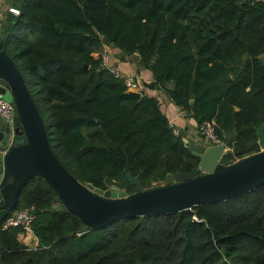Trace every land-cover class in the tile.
I'll use <instances>...</instances> for the list:
<instances>
[{
	"label": "trees",
	"instance_id": "obj_1",
	"mask_svg": "<svg viewBox=\"0 0 264 264\" xmlns=\"http://www.w3.org/2000/svg\"><path fill=\"white\" fill-rule=\"evenodd\" d=\"M9 4L17 15L5 14L4 52L52 154L75 179L130 195L124 174L148 190L196 166L157 101L141 89L126 91L100 67L97 55L110 51L103 41L117 55L137 56L154 89L185 117L191 113L196 127L212 122L230 152L254 142L255 129L264 135V0ZM55 201L42 179L27 181L13 211L32 209L37 244L22 245L18 228L0 229V264H264V186L190 212L125 217L80 235L81 223Z\"/></svg>",
	"mask_w": 264,
	"mask_h": 264
},
{
	"label": "water",
	"instance_id": "obj_2",
	"mask_svg": "<svg viewBox=\"0 0 264 264\" xmlns=\"http://www.w3.org/2000/svg\"><path fill=\"white\" fill-rule=\"evenodd\" d=\"M3 39L0 35V99L11 103L15 112L12 128L0 123V224L15 209L21 189L35 177L53 190L55 202L78 219L82 225L79 235L101 230L125 217L190 212L197 206L224 202L264 186L262 127L255 129L254 142L234 153L224 143L208 146L182 135L184 149L196 160V166L189 172L167 175L161 186L148 190H142L137 178L129 174L124 178L133 187L130 195L111 186L96 189L75 179L52 154L43 122L20 73L4 52ZM103 45L114 50L106 41ZM122 57L120 53L115 59ZM128 58L137 64V73L144 69L137 56ZM260 61L263 63L264 58Z\"/></svg>",
	"mask_w": 264,
	"mask_h": 264
},
{
	"label": "built area",
	"instance_id": "obj_3",
	"mask_svg": "<svg viewBox=\"0 0 264 264\" xmlns=\"http://www.w3.org/2000/svg\"><path fill=\"white\" fill-rule=\"evenodd\" d=\"M2 3H0V16L2 14ZM6 13L11 15H17V12L12 8H7ZM101 68H106L112 77L120 81L126 91H138L141 89L142 84L139 77L134 74H124L116 67L110 65V54L107 49L102 50L97 55ZM14 107L11 103H7L0 99V120L7 123L12 128V120L14 115ZM185 117L184 113H181ZM196 132L200 137V141L208 146H215L221 144L213 131L212 122H204L196 127ZM173 135L178 134L177 131L173 130ZM31 221H32V209L15 210L6 215L0 224V229L5 230L7 228H18L21 231L23 237L30 236L33 238L31 233Z\"/></svg>",
	"mask_w": 264,
	"mask_h": 264
},
{
	"label": "crops",
	"instance_id": "obj_4",
	"mask_svg": "<svg viewBox=\"0 0 264 264\" xmlns=\"http://www.w3.org/2000/svg\"><path fill=\"white\" fill-rule=\"evenodd\" d=\"M0 3H2L1 5L3 11L0 16V31H1V27L3 25V22L5 21V16H6L5 14H7L6 9L10 8V4H9V0H0ZM109 52L111 56L110 62L113 67H116L124 74H134L137 77H139L140 82L142 84L141 87L142 94L146 95L147 97L154 98L157 101L159 111L161 112L162 115L165 116V118L168 121V124L170 125V127L173 128V130L177 131L181 135V137L182 135H184L186 138L190 139L193 142H201L196 132L195 123L190 118L182 116L180 110L175 106H173L171 102L168 100V98L162 92L154 89V87H152L151 89L148 87V85L152 83L149 70L143 69L139 71V73H137V64L131 62L126 57L117 60L115 59V56L117 55V51L113 50ZM2 122L3 121L0 120V123ZM20 241L22 245H24L29 249L34 248L37 244V241L30 236L27 237L22 236Z\"/></svg>",
	"mask_w": 264,
	"mask_h": 264
},
{
	"label": "rangeland",
	"instance_id": "obj_5",
	"mask_svg": "<svg viewBox=\"0 0 264 264\" xmlns=\"http://www.w3.org/2000/svg\"><path fill=\"white\" fill-rule=\"evenodd\" d=\"M111 58V57H110ZM110 65H111V62H110ZM162 185V183H160L158 186H161ZM111 187H115V188H117L115 185H110ZM158 186H156V187H158ZM119 191H124V190H121V189H118Z\"/></svg>",
	"mask_w": 264,
	"mask_h": 264
}]
</instances>
